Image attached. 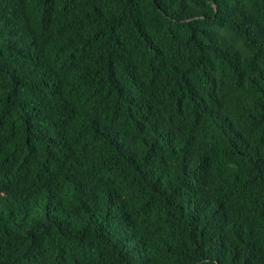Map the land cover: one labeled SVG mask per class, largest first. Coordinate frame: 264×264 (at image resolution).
<instances>
[{
    "label": "trees",
    "instance_id": "16d2710c",
    "mask_svg": "<svg viewBox=\"0 0 264 264\" xmlns=\"http://www.w3.org/2000/svg\"><path fill=\"white\" fill-rule=\"evenodd\" d=\"M0 264H264V0H0Z\"/></svg>",
    "mask_w": 264,
    "mask_h": 264
}]
</instances>
